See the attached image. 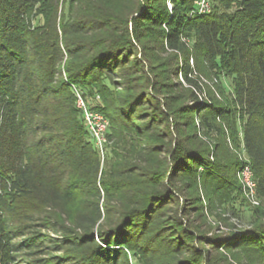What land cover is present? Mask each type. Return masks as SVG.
Wrapping results in <instances>:
<instances>
[{
	"label": "trees",
	"instance_id": "1",
	"mask_svg": "<svg viewBox=\"0 0 264 264\" xmlns=\"http://www.w3.org/2000/svg\"><path fill=\"white\" fill-rule=\"evenodd\" d=\"M194 2L69 0L70 21L58 24V0H0V264H9L21 251L32 254L46 248L44 239L28 231L29 225L9 228L15 223L11 217L18 216L12 209L18 194L47 208L72 202L78 194L96 201L89 215H80L79 233L62 225L54 229L61 237L51 247L63 255L47 264H124V249L149 248L148 226L168 201H179L176 185L181 180L200 178L217 191H228L248 165L256 192L264 198V0H210L208 14H191ZM36 4L45 23L41 30L31 28ZM148 31L155 32L161 47L179 59L177 71L196 92L201 87L192 77L190 61L200 75L208 69L217 80H231L232 90L228 96L220 94L222 101L209 91L208 102L201 104L192 90L172 114H191L186 129H195L191 106L198 105L199 126L230 139L234 146L240 140L247 161L211 162L206 150L186 142L190 135L175 137L167 130L162 137L166 141L159 146L165 170L155 189L150 187L130 210L115 207L113 219L110 205L100 207L99 202L108 201L119 191L121 178L129 179L135 171L123 169L129 173L125 176L110 171L106 177L112 181L98 179L99 155L76 107L75 92L89 110L107 119V141L116 142L114 154L122 165L141 162L132 150L136 148L132 134L142 138L151 133L153 123L164 125L165 114L155 109L151 121L137 127L135 122L144 120L137 107L147 97L134 93L120 98L102 79L128 65L141 74L137 79L149 84L145 68L153 67L154 47L148 46ZM152 76L158 89L163 85L160 75ZM125 189L120 187L121 192ZM102 209L109 215L104 219L114 221L95 234ZM175 224L173 238L168 239L173 245L168 248L174 254L190 250V256L171 264H214L213 255L196 243L219 248L227 242L220 236L194 235L184 223ZM17 239L21 241L16 243ZM247 242L264 260V237Z\"/></svg>",
	"mask_w": 264,
	"mask_h": 264
},
{
	"label": "rangeland",
	"instance_id": "2",
	"mask_svg": "<svg viewBox=\"0 0 264 264\" xmlns=\"http://www.w3.org/2000/svg\"><path fill=\"white\" fill-rule=\"evenodd\" d=\"M209 4L211 8V2ZM68 8L69 0H58V24H66L70 21ZM40 11V6L36 4L30 16L31 28L34 30H41L45 25ZM154 30L156 31V29ZM147 34L151 35L147 38L149 39L148 46L156 49L150 51L154 57L153 67L145 68L147 74L150 75L149 84L144 78L137 79L136 77L141 74L137 73V69L127 68L128 65L123 70L114 72V74L103 75L102 79L109 90L115 95H119L120 98H125L134 93H141L147 97L148 100L140 102L141 106L137 107L144 118L142 121L135 122L137 127L143 122H150V116H152L155 109L165 114V117H163L164 125H161L159 121L153 123L151 133L144 134L142 138L139 137L141 134H132L136 144V148L132 146V150L138 153L141 162L130 160L127 164L122 165L114 154L116 151V142L114 141L109 143L107 141L103 154L98 153L100 162L98 179L105 178L112 181V179L106 177L110 171H113L116 175L124 176L128 171L123 169L130 168L135 171L129 179L126 176L121 178L118 182L119 191L114 193L108 201L101 198L99 202L100 207L110 205L109 213L113 219L114 214L118 212V208L115 207L119 205V207L122 206L124 209L130 210L134 207L133 204L150 187L155 189L156 181L165 170V155L159 152L162 149L159 146L165 143L166 140L162 137L167 130L175 137L190 135V139L186 142L191 147L206 150L211 162L219 161V158L223 160V165L235 159L241 162L247 161L240 140L234 146L230 143V139L210 134L199 126L197 120L198 110L195 109L198 105L191 104V107H194L192 117L195 129H186V125L190 123L189 115L191 114H172L175 108L188 99L189 91L196 92V90L187 86L181 74L177 71L179 59L174 56V53L161 47L155 32L148 31ZM190 65L193 71L192 77L195 81H198L201 87V91L196 92L201 104L208 102L207 93L209 91L216 99L221 101V93L228 96L231 92V80L229 78L220 77L217 80L212 77L208 69L204 70L205 74L200 75L196 72V67L192 61H190ZM154 73L160 75V82L163 83L158 89H156L157 81L152 76ZM148 136L150 139L146 138ZM149 175L151 179H149ZM66 180L68 179L66 178ZM120 187H126V189L121 192ZM176 187L179 188L176 196L179 201L175 202L173 199L168 201L159 210L158 215L152 219L151 225L148 226L145 237L149 240V248L142 246L139 251H136L138 249L136 247L124 249L126 254L124 264H171L182 257H189L190 250L184 254L180 252L174 254L168 248L173 245V242L168 240L173 238V225L181 222L187 225L194 235H205L209 238L220 236L227 242L219 248L209 246L206 243H196L197 247L213 255L212 261L214 264H264V260L260 258L258 253L249 248L247 242L250 238L261 239L264 237V229L260 228L264 225V198L258 196L256 189L252 199L240 182L235 185V188L232 187L228 191H217L208 182H204L200 178H196L195 182L194 180H181ZM13 197L15 198L13 199L12 209L18 216L11 217L10 221H15V223L9 224V228L20 223L29 225L27 226L28 231L34 232L39 238L44 239L46 248L41 247L42 252L32 254L21 251L15 254L14 260L10 261L9 264H47L45 261H52L53 257L62 256L63 253H56L55 249L53 250L51 247L53 242L61 237L54 229L62 225L70 229L71 232H76L80 215L82 213L89 215L93 204L95 205L96 202L92 198L78 194L72 202L65 201V203L59 204L55 208H47L19 194ZM241 201L244 205H240ZM254 201L257 204H254ZM174 204H177L178 207L191 206V210H188V212L180 211L178 208L176 209ZM102 212L103 219L93 229L95 234L100 230V227L109 226L108 224L114 221L105 220L104 217L109 215L104 209H102ZM63 214L67 216L64 218ZM23 217H27L29 220L24 221ZM77 233L79 232L77 231ZM95 239L100 244L99 237L95 235ZM21 240L17 239L16 243Z\"/></svg>",
	"mask_w": 264,
	"mask_h": 264
},
{
	"label": "built area",
	"instance_id": "3",
	"mask_svg": "<svg viewBox=\"0 0 264 264\" xmlns=\"http://www.w3.org/2000/svg\"><path fill=\"white\" fill-rule=\"evenodd\" d=\"M209 3V0H195V8L191 14H208L211 11ZM75 97L76 107L81 113V118L87 134L95 150L99 154H103L105 145L107 144L106 134L109 127L108 121L101 113L89 110L77 92H75ZM237 177L241 185L249 192L250 197L253 199L252 195L256 189V185L250 167L245 165L238 172ZM253 203L257 204L255 201Z\"/></svg>",
	"mask_w": 264,
	"mask_h": 264
}]
</instances>
